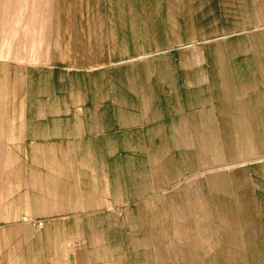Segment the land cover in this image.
Listing matches in <instances>:
<instances>
[{"label": "rangeland", "instance_id": "1", "mask_svg": "<svg viewBox=\"0 0 264 264\" xmlns=\"http://www.w3.org/2000/svg\"><path fill=\"white\" fill-rule=\"evenodd\" d=\"M78 1L90 0H0V264H264L261 146L260 152L235 153L229 138H207L206 166L199 168L198 155L190 153V168L169 169L158 211L151 207L152 154H114L105 169L108 190L105 184V194L94 199L82 194L79 217L66 224L57 216L65 202L57 199V185H41L35 154L8 152L18 139L12 120L53 114L61 97L89 99L85 111L92 112L90 103L105 98V79L126 82L132 91L149 80L183 79L179 60L191 54L181 49L188 42H126L127 53L181 46L109 66V72L91 71L121 60V43L110 42L105 57V26L69 24L66 12L60 18L59 3L64 11ZM145 7L157 5L143 1ZM190 46L196 51V42ZM95 155L100 161L102 154ZM177 157L173 167L186 154Z\"/></svg>", "mask_w": 264, "mask_h": 264}, {"label": "crops", "instance_id": "2", "mask_svg": "<svg viewBox=\"0 0 264 264\" xmlns=\"http://www.w3.org/2000/svg\"><path fill=\"white\" fill-rule=\"evenodd\" d=\"M143 1L151 0L78 1L68 10L62 3L55 9L60 18L67 13L69 24L105 26V57L111 54L110 42L121 43L122 52L116 54L121 60L91 71L109 72V66L167 55L181 46L127 53L126 42H188L181 49L191 54L179 60L185 62L180 65L183 79L149 80L135 91L126 82L105 79V98L90 103L92 112L85 111L89 99L70 95L60 98L53 114L34 119L24 113L9 125L18 139L8 152L35 154L41 185H57V199L65 202V211L57 213L64 224L79 217L82 194L94 199L93 194H105V184L108 190L105 169L114 154H155L149 159L154 172L150 190L151 207L158 211L171 182L169 169L190 168V153L198 155L199 168L206 166L207 138H229L235 153L264 152V0H152L154 11L143 8ZM127 56L135 59L126 61ZM177 154L186 158L173 167Z\"/></svg>", "mask_w": 264, "mask_h": 264}, {"label": "built area", "instance_id": "3", "mask_svg": "<svg viewBox=\"0 0 264 264\" xmlns=\"http://www.w3.org/2000/svg\"><path fill=\"white\" fill-rule=\"evenodd\" d=\"M36 225L42 227L43 223L42 222H38Z\"/></svg>", "mask_w": 264, "mask_h": 264}]
</instances>
